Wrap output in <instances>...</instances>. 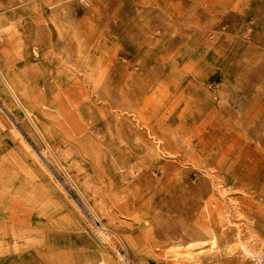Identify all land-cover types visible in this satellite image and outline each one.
<instances>
[{
  "label": "rangeland",
  "instance_id": "374dc122",
  "mask_svg": "<svg viewBox=\"0 0 264 264\" xmlns=\"http://www.w3.org/2000/svg\"><path fill=\"white\" fill-rule=\"evenodd\" d=\"M247 251L264 254V0H0V264Z\"/></svg>",
  "mask_w": 264,
  "mask_h": 264
},
{
  "label": "bare ground",
  "instance_id": "6f19581e",
  "mask_svg": "<svg viewBox=\"0 0 264 264\" xmlns=\"http://www.w3.org/2000/svg\"><path fill=\"white\" fill-rule=\"evenodd\" d=\"M142 5V4H141ZM148 6V5H147ZM103 29V28H102ZM71 44H73V43H71ZM70 44V45H71ZM69 45V46H70ZM96 45V44H95ZM97 46H98V44H97ZM76 47V46H75ZM96 47V46H95ZM91 48H92V46H91ZM99 49V48H98ZM70 50V49H69ZM95 51V50H94ZM159 54V53H158ZM101 63V62H100ZM93 64V63H92ZM31 124V123H30ZM35 130H36V128H34ZM37 132V131H36ZM38 133V132H37ZM42 139V138H41ZM214 181V180H213ZM258 187V186H257ZM221 201V200H220ZM228 203V202H227ZM257 204V203H256ZM259 206V205H258ZM227 207V206H226ZM230 207V206H229ZM253 209V208H252ZM231 211H232V209H231ZM234 211V210H233ZM233 213V212H232ZM236 213V212H235ZM225 214V213H224ZM225 217V216H224ZM216 222V221H215ZM209 224V223H208ZM218 224V223H217ZM246 226V225H245ZM246 228V227H245ZM244 228V229H245ZM222 229V228H221ZM214 230V229H213ZM218 231V230H217ZM241 231V230H240ZM210 232V231H209ZM224 232V231H223ZM253 232V231H252ZM246 233V232H245ZM245 233H243V235L245 234ZM249 233V232H248ZM208 234V233H207ZM219 234V233H218ZM258 234V233H257ZM246 235V234H245ZM208 237V236H207ZM212 237V236H211ZM240 237H241V235H240ZM250 238V237H249ZM254 238V237H253ZM260 239V238H259ZM209 240V239H208ZM259 242V241H258ZM212 244V243H211ZM213 244H214V242H213ZM254 245H256V244H254ZM258 245H260L259 243H258ZM213 246V245H212ZM252 249V248H251ZM253 250V249H252ZM263 251V250H262ZM193 253V251H186V253H184L186 256H190L191 257V254ZM245 254H246V256H247V258L248 259H250V260H253L254 262H252V263H256V264H264V254H263V252H258V253H254V252H250V251H247V252H245ZM189 259V258H188ZM198 260V259H197ZM242 260V259H241ZM192 263V262H191ZM195 263H198V261H195ZM242 264V263H241Z\"/></svg>",
  "mask_w": 264,
  "mask_h": 264
}]
</instances>
